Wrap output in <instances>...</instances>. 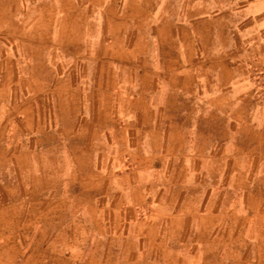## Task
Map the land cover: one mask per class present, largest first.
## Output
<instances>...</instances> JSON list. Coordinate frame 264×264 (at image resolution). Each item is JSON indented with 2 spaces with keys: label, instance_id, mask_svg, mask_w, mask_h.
Listing matches in <instances>:
<instances>
[{
  "label": "rangeland",
  "instance_id": "374dc122",
  "mask_svg": "<svg viewBox=\"0 0 264 264\" xmlns=\"http://www.w3.org/2000/svg\"><path fill=\"white\" fill-rule=\"evenodd\" d=\"M78 1L86 18L79 25L62 19L60 11ZM89 1L0 0V203L17 207L8 212L16 225L0 228V264H109L121 251L137 263L162 264L157 244L138 234L157 205L173 202L188 215L170 231L178 241L164 245L181 257L172 264H264V71L248 70L245 92L226 101L227 114L215 115L211 130L210 116L190 114V99L167 100L179 114H159L157 104L155 114L132 113L135 77L160 68L127 66L140 56L129 55L125 39L144 37L162 54L153 28L115 34ZM47 10L53 25L45 31L37 24L29 39L40 19L27 16ZM61 23L63 32L54 30ZM169 122L183 126L187 145L144 161L137 126L159 125L164 133ZM9 155L17 160L5 164ZM127 180L146 184L143 204L126 206ZM209 203L218 209L211 231L192 216ZM161 229L169 233L165 221ZM212 236L218 241L209 247ZM226 241L232 258H225Z\"/></svg>",
  "mask_w": 264,
  "mask_h": 264
},
{
  "label": "crops",
  "instance_id": "0c3cea01",
  "mask_svg": "<svg viewBox=\"0 0 264 264\" xmlns=\"http://www.w3.org/2000/svg\"><path fill=\"white\" fill-rule=\"evenodd\" d=\"M72 3L67 11H60L61 17L78 20L79 25L80 20L85 19L86 16L80 14L82 9H79L81 6L79 1L76 2L77 6L75 2ZM88 4L92 5L94 11L96 10L95 17L111 20L110 25L115 34L128 37L135 34L134 29L139 26L153 28L158 51L162 54L155 55L154 46L146 45L144 37L137 43L132 42V37L125 39V47L129 55L140 56L135 64L127 58L129 63L126 64L127 66L160 68L156 73H151L147 69L142 70L141 74L135 77L133 87L135 83L138 85L135 87V92L133 91L135 97L131 101L132 113L133 109H137L136 113L155 114L154 106L157 104L158 108H161L159 114H179L183 112L171 111L167 100L190 99L194 101L190 114L210 116V125L208 126L206 121L205 130H211L213 117L215 115L224 117L227 114L226 101L235 93L245 92L246 85L250 83L248 70L258 68L264 71V0H90ZM82 7L85 8L84 4ZM16 15L14 14L13 17ZM33 16L40 21L36 22V26L29 28V39L36 32L37 24L44 23L47 27L44 30L47 31L53 25L55 17L54 12L51 13L49 10L40 12L39 15L30 14L27 19H32ZM61 24L62 27L59 24L57 28L53 26L54 30L63 32L66 24ZM212 72L216 75L211 77L206 75ZM243 96L245 97V94ZM154 98L158 99V103L153 102ZM169 123L164 133L162 126L159 125L148 123L137 126L144 138L142 145L145 148L144 161H159L161 156L170 155V150L174 147H181L187 143L183 126ZM194 128L197 127H192ZM161 138L167 148L164 154H161L158 148L163 145ZM221 145L225 146V142L223 141ZM50 154L47 158L51 161L53 158ZM33 159L34 162H38V153ZM16 160V155H9L4 157L3 162L6 164ZM46 185L51 183L47 182ZM144 185L146 184L130 180L123 182L124 190L128 191L125 200L127 207L145 202V197L141 194ZM150 185L152 187L153 184ZM175 208L176 212H174ZM185 208L184 205L176 206L175 202L163 206L157 205L148 220L149 228L146 233L139 231V236L147 238L152 244H157L156 248L160 253L157 258L163 259L162 264H172V260L181 258L176 255L175 258L171 253L166 254L164 245L178 241L177 236L170 231L174 224L183 223L187 217ZM16 210L15 204L0 203V228L16 225L15 215L11 222L12 215L8 213ZM217 211L214 204L209 203L199 213L198 210L195 212L193 210L192 216L196 217L199 227H207L211 231L218 219ZM164 221L169 230L167 234L161 229ZM4 234L5 231L0 229V235L5 236ZM2 240L7 239L4 237ZM217 241L218 239L212 236L204 242L209 247H213ZM232 253L230 243L226 241L225 258L234 257ZM136 260L135 254L121 251L117 254L116 261H111L109 264H135ZM136 264H146V261L141 263L136 261Z\"/></svg>",
  "mask_w": 264,
  "mask_h": 264
}]
</instances>
